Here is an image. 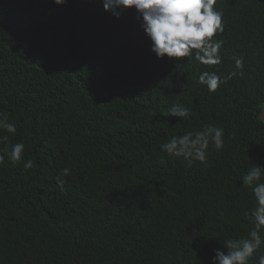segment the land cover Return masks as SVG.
Here are the masks:
<instances>
[{"label": "trees", "instance_id": "16d2710c", "mask_svg": "<svg viewBox=\"0 0 264 264\" xmlns=\"http://www.w3.org/2000/svg\"><path fill=\"white\" fill-rule=\"evenodd\" d=\"M215 7L222 63L202 65L157 59L134 10L0 0V113L17 127L0 137L33 161L0 163V264H211L247 236L255 201L241 177L264 166V0ZM203 71L237 75L209 92ZM175 104L190 115L168 117ZM208 124L225 146L210 144L206 163L161 150Z\"/></svg>", "mask_w": 264, "mask_h": 264}, {"label": "clouds", "instance_id": "9594fccd", "mask_svg": "<svg viewBox=\"0 0 264 264\" xmlns=\"http://www.w3.org/2000/svg\"><path fill=\"white\" fill-rule=\"evenodd\" d=\"M103 8L119 18L128 10H134L136 18L145 36L150 40V51L157 59H173L178 62L195 60L202 65H220L222 57L220 49L223 41L216 39L224 32L223 11L215 7L218 0H101ZM56 5H64L67 0H54ZM93 15V16H92ZM97 20V4L90 15ZM235 68H243V58L233 57ZM187 62V61H186ZM236 71L226 75H218L215 71H203L199 76V84L209 92H215L234 76ZM168 117L178 119L190 115L189 108L175 104L167 109ZM0 131L15 134L17 127L8 119L7 114L0 113ZM224 129L215 124L205 125L201 130L188 131L181 136H173L161 144V150L169 157H183L188 165L192 161L206 163L209 145L221 151L225 146ZM7 136L0 137L5 146L0 148V163L5 159L13 165L23 163V168L33 167L32 160H24L25 145L22 142L7 145ZM70 170L64 168L57 183L63 190ZM241 181L244 187L251 190L255 206L245 213L246 219L252 225L247 236L228 239L223 242V248L214 249L211 264H249L252 259L256 264H264V253H259L264 245V166L253 163ZM226 249V251L224 250Z\"/></svg>", "mask_w": 264, "mask_h": 264}, {"label": "rangeland", "instance_id": "374dc122", "mask_svg": "<svg viewBox=\"0 0 264 264\" xmlns=\"http://www.w3.org/2000/svg\"><path fill=\"white\" fill-rule=\"evenodd\" d=\"M262 118H263V120H264V108H263V114H262Z\"/></svg>", "mask_w": 264, "mask_h": 264}]
</instances>
